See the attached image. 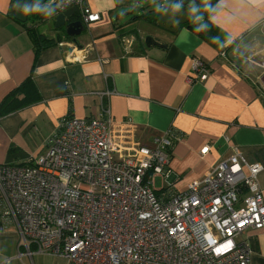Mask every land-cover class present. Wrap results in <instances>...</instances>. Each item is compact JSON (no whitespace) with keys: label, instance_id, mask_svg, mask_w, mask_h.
Returning <instances> with one entry per match:
<instances>
[{"label":"crops","instance_id":"0c3cea01","mask_svg":"<svg viewBox=\"0 0 264 264\" xmlns=\"http://www.w3.org/2000/svg\"><path fill=\"white\" fill-rule=\"evenodd\" d=\"M52 1L57 2L48 0V5ZM71 3L62 10L50 8L58 13L76 7L75 18L84 25L77 42L63 28L22 24L9 13L12 0H0V102L28 77L39 95L0 116V165L26 163L42 153L67 117L109 115L116 123L130 119L145 145L168 128L182 135L170 150L166 186L182 189L236 151L263 165L258 182L264 198V0H205L201 21L168 31L163 41L154 39L164 47L146 46L135 27L140 21L155 25L160 9L148 7L147 0ZM132 5L139 11L126 19ZM211 5L216 7L209 11ZM79 6L100 18L82 19ZM206 22L217 29L213 38L206 26L203 34L196 32ZM31 25L49 40L38 53L27 30ZM89 43L93 48L86 52ZM82 55L86 59L76 58ZM192 57L207 65L204 79L194 75ZM204 146L209 148L201 154ZM237 241L248 246L249 264H264V227L245 229ZM34 248L30 243L28 254L15 221L0 215V264H70Z\"/></svg>","mask_w":264,"mask_h":264},{"label":"built area","instance_id":"2783aa9c","mask_svg":"<svg viewBox=\"0 0 264 264\" xmlns=\"http://www.w3.org/2000/svg\"><path fill=\"white\" fill-rule=\"evenodd\" d=\"M67 4L55 3L58 10ZM79 7L82 19L100 18ZM191 67L205 78L200 58L192 57ZM134 128L109 115L67 117L42 153L0 165V215L15 221L28 254L33 243L36 252L70 264H249L250 250L237 237L264 227L263 165L235 151L182 189H155L156 176L172 173L170 150L182 135L168 128L145 145Z\"/></svg>","mask_w":264,"mask_h":264},{"label":"water","instance_id":"95a60500","mask_svg":"<svg viewBox=\"0 0 264 264\" xmlns=\"http://www.w3.org/2000/svg\"><path fill=\"white\" fill-rule=\"evenodd\" d=\"M189 1L190 0H170L165 4L159 5L157 8L160 9V11L154 22L155 25L172 33H175L181 25H190L194 21V10L189 6ZM25 3L39 5L40 11H36L39 17L53 19L54 28H63L65 34L72 37L74 42H77L76 36L83 32L84 25L81 20L75 18L77 12L75 6L55 13L51 12L50 8L54 6L55 3L52 2L48 5V0H14L10 6L9 13L13 18L22 23L26 22L28 18V14H25L22 8ZM205 29L206 27L197 28L196 32L198 34H203ZM144 43L146 46L152 44L165 46L164 44H159L150 35L144 38Z\"/></svg>","mask_w":264,"mask_h":264},{"label":"trees","instance_id":"16d2710c","mask_svg":"<svg viewBox=\"0 0 264 264\" xmlns=\"http://www.w3.org/2000/svg\"><path fill=\"white\" fill-rule=\"evenodd\" d=\"M14 0H12L13 2ZM60 1V0H57ZM216 7V5H211L209 8V11H211L212 9H214ZM34 15L33 16H38L36 11L33 12ZM39 17V16H38ZM27 22V21H26ZM24 22V23H26ZM155 22V21H154ZM22 23V24H24ZM189 27H192L191 24L188 25ZM206 26V32L208 33V38H213L214 36H216L217 33V29L213 31L211 30V28H213L212 24L209 23H203L199 26L203 27ZM28 32L30 33L34 46H35V52L38 53L42 47L47 46V41L45 39V35L42 34H38L36 32V30L34 29L33 25H31L28 29ZM64 32V31H63ZM65 34V32H64ZM66 35V34H65ZM49 44V42H48ZM21 93H23L22 97H18L19 95H21ZM39 95L36 92V90L34 89L33 85H32V81L31 79L28 77L22 84H20L17 88L13 89L12 91H10L0 102V116L1 115H5L11 111L17 110L20 107H23L27 104H30L36 100H38Z\"/></svg>","mask_w":264,"mask_h":264},{"label":"rangeland","instance_id":"374dc122","mask_svg":"<svg viewBox=\"0 0 264 264\" xmlns=\"http://www.w3.org/2000/svg\"><path fill=\"white\" fill-rule=\"evenodd\" d=\"M170 0H147V6L148 7H158L161 4H165L167 2H169ZM208 1V0H207ZM205 0H190L189 1V6L191 8H193L194 10V21H201L203 18V10H204V5H205ZM131 12L129 14L126 15V19L127 18H133L134 14L139 11L138 7H136L135 5L131 6ZM135 12L132 14V12ZM34 13H30L28 14V18H27V22L28 21H33L36 25L37 22H39L40 25H42L43 28L47 27L48 25L50 27H53V22L52 21H48V18L46 17H38V16H33ZM53 20V19H52ZM193 21V22H194ZM138 25V26H137ZM135 27H138L141 31V35L143 37V39L147 36L150 35L152 36L154 39H156L157 41H163L165 39L169 38V32L156 26V25H152V24H147L144 23L143 21L137 22V24L135 25ZM84 32H82L83 34ZM167 181L166 179H162L160 176H156L154 178V188L155 189H159L162 186H166Z\"/></svg>","mask_w":264,"mask_h":264},{"label":"clouds","instance_id":"9594fccd","mask_svg":"<svg viewBox=\"0 0 264 264\" xmlns=\"http://www.w3.org/2000/svg\"><path fill=\"white\" fill-rule=\"evenodd\" d=\"M66 2L70 3L71 0H66ZM22 8H23V12L25 14H30V13H32L34 11H40V6L39 5H30L28 3L23 4ZM46 14H51V13H46Z\"/></svg>","mask_w":264,"mask_h":264}]
</instances>
